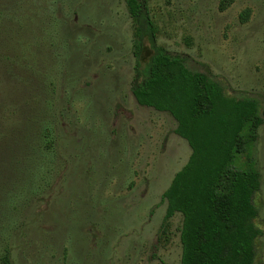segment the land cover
Instances as JSON below:
<instances>
[{
  "label": "rangeland",
  "instance_id": "obj_1",
  "mask_svg": "<svg viewBox=\"0 0 264 264\" xmlns=\"http://www.w3.org/2000/svg\"><path fill=\"white\" fill-rule=\"evenodd\" d=\"M126 1L26 0L27 29L7 23L30 56L13 64L0 47V257L9 250L10 264H180L182 217L165 223L162 195L191 151L169 114L131 93ZM142 1L157 46L225 97L257 104L256 139L228 170L259 175L254 264H264V0Z\"/></svg>",
  "mask_w": 264,
  "mask_h": 264
},
{
  "label": "trees",
  "instance_id": "obj_2",
  "mask_svg": "<svg viewBox=\"0 0 264 264\" xmlns=\"http://www.w3.org/2000/svg\"><path fill=\"white\" fill-rule=\"evenodd\" d=\"M8 1L19 5L9 8ZM24 1L0 0V33H6L0 47L12 54L13 64L30 61L29 43L13 46V30L7 24L16 20L27 29ZM126 6L136 56L131 93L139 106L169 114L176 122L175 134L191 151L162 195L165 223L174 214L182 217L180 264H254L253 242L259 232L253 225L257 214L253 197L260 188L259 175L253 169L229 171L228 166L235 153L256 139L263 123L257 104L225 97L205 74L191 72L184 59L157 46L144 1L127 0ZM246 16L244 12L240 19ZM50 134L44 128L43 140L47 142ZM0 264H10L9 250L3 251Z\"/></svg>",
  "mask_w": 264,
  "mask_h": 264
}]
</instances>
